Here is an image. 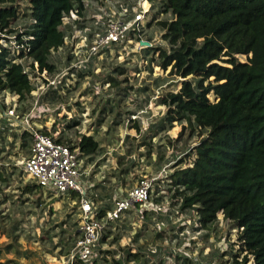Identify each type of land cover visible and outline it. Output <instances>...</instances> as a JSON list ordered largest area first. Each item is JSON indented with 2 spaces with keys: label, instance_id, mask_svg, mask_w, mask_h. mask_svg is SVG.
Wrapping results in <instances>:
<instances>
[{
  "label": "rangeland",
  "instance_id": "rangeland-1",
  "mask_svg": "<svg viewBox=\"0 0 264 264\" xmlns=\"http://www.w3.org/2000/svg\"><path fill=\"white\" fill-rule=\"evenodd\" d=\"M116 1L88 2L83 17L63 27L64 45L49 56L55 66L52 73L39 74L29 57L21 60L34 90L55 80L53 86L41 95L42 89L33 90L23 99L0 93V264H60L73 248L81 222L80 194H56L37 185L25 190L35 184L22 167L32 137L22 118L4 115L10 109L21 117L32 116L29 122L37 131L73 144L81 135L98 142V150L82 158L80 178L98 213L128 196L141 179L155 180L145 206L137 204L106 225L96 247L101 258L96 257L95 264H234L236 258L241 264L245 252L234 223L218 213L214 223L203 225L194 209H181L180 200L173 197L169 176L193 161V148L206 132H199L188 117L171 124L165 120L168 108L161 100L167 92H177L182 81L170 74V67L160 68L158 52L152 49L169 51L162 38L165 30L152 22L143 38L153 47L128 54L104 50L85 70L71 67L81 37L89 40L101 10L121 12ZM120 1L129 9L136 0ZM150 2L148 23L153 16L171 20L160 14L159 0ZM20 7L21 17L13 24L18 32L29 25L26 3ZM233 57L235 62L246 61ZM212 86L213 78L201 83V88L210 89V102H216L221 96Z\"/></svg>",
  "mask_w": 264,
  "mask_h": 264
},
{
  "label": "trees",
  "instance_id": "trees-1",
  "mask_svg": "<svg viewBox=\"0 0 264 264\" xmlns=\"http://www.w3.org/2000/svg\"><path fill=\"white\" fill-rule=\"evenodd\" d=\"M159 1L160 14L172 18L153 16L147 25L155 22L165 30L162 38L169 51L152 49L160 68L170 67V74L182 79L180 89L161 100L168 108L165 120L171 124L188 117L199 132H206L193 148V161L169 176L173 197L181 209H194L203 225L214 223L221 213L238 229L245 252L241 264L250 262L249 257V264H264V0ZM21 3H26L29 25L18 32L13 24L21 17ZM83 3L0 0V33L15 35L23 46L17 56L10 47H0V93L23 99L33 90L29 73L14 62L18 58L29 57L39 73L55 70L49 56L64 45L63 17L74 10L81 16ZM197 41L201 46L195 47ZM234 55L246 61L235 62ZM211 78L221 96L216 102H210L209 88H201ZM42 133L78 147L80 159L99 147L92 136L81 135L73 144Z\"/></svg>",
  "mask_w": 264,
  "mask_h": 264
},
{
  "label": "built area",
  "instance_id": "built-area-1",
  "mask_svg": "<svg viewBox=\"0 0 264 264\" xmlns=\"http://www.w3.org/2000/svg\"><path fill=\"white\" fill-rule=\"evenodd\" d=\"M98 1L100 0H84L82 15H78L77 10L71 11L63 17L60 29L65 32L64 28L68 23L71 25L83 17L88 2L92 5ZM116 3L122 8L121 12L114 11L110 7L107 11L105 9L101 10L102 15L97 16L96 28L89 36V40L80 36L82 38L80 40L81 44L74 55L77 60L71 66L75 70L83 71L89 64H94V59L100 58L104 50L117 48L119 50L118 53L124 52L128 54L130 51H141L142 49L153 47L150 41L143 38V30L148 23L146 19L150 15L152 7L150 0H136L129 9L122 7L123 2L120 0H117ZM65 39L66 33L64 42ZM6 40H9V42ZM130 46H133V48ZM0 47H10L15 56L23 48L22 45H17L15 35L9 36L6 33H0ZM21 60L18 58L14 62L21 64L24 69ZM24 72L29 73V79L32 81L30 72L25 69ZM45 74L48 73L44 71ZM55 82L54 80L52 82L49 81V83H43V85L35 87V90L42 89L41 95L50 85L53 86ZM31 83L33 85V82ZM13 96L18 97L17 95ZM38 97L40 96L38 95ZM35 103H37V100ZM4 115L17 120L22 118V124L26 126L32 137L30 155L22 165L23 171L29 179L33 180L39 188L51 190L56 194L67 192L80 194L79 212L81 222L77 240L60 264H93V260L96 257V247L99 244L102 233L106 229V225L119 220L123 213L128 212L137 204L145 206L155 180L141 179L131 189L128 196L114 200L112 207L105 210L101 217H98V212L95 211L92 202L86 198L84 188L80 182L83 173L81 170L82 159L79 158L78 147L60 143L51 136L33 129L29 122V119L31 121V118H33L32 116H18L15 109H10Z\"/></svg>",
  "mask_w": 264,
  "mask_h": 264
},
{
  "label": "crops",
  "instance_id": "crops-1",
  "mask_svg": "<svg viewBox=\"0 0 264 264\" xmlns=\"http://www.w3.org/2000/svg\"><path fill=\"white\" fill-rule=\"evenodd\" d=\"M113 224V223H112ZM97 249V248H96ZM98 251L100 252V250L98 249L97 251H96V257H100L101 258V255H99V253H98ZM95 257V258H96ZM95 258H94V260H93V264H95Z\"/></svg>",
  "mask_w": 264,
  "mask_h": 264
}]
</instances>
